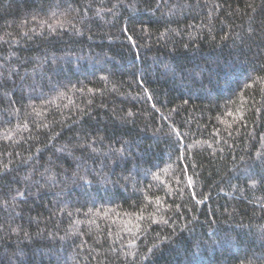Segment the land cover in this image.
I'll return each instance as SVG.
<instances>
[{
    "label": "trees",
    "instance_id": "16d2710c",
    "mask_svg": "<svg viewBox=\"0 0 264 264\" xmlns=\"http://www.w3.org/2000/svg\"><path fill=\"white\" fill-rule=\"evenodd\" d=\"M0 264H264V0H0Z\"/></svg>",
    "mask_w": 264,
    "mask_h": 264
},
{
    "label": "rangeland",
    "instance_id": "374dc122",
    "mask_svg": "<svg viewBox=\"0 0 264 264\" xmlns=\"http://www.w3.org/2000/svg\"><path fill=\"white\" fill-rule=\"evenodd\" d=\"M143 177H146V174H144V176Z\"/></svg>",
    "mask_w": 264,
    "mask_h": 264
}]
</instances>
